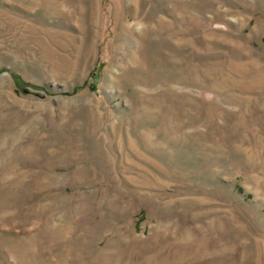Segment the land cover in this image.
<instances>
[{"label": "rangeland", "instance_id": "1", "mask_svg": "<svg viewBox=\"0 0 264 264\" xmlns=\"http://www.w3.org/2000/svg\"><path fill=\"white\" fill-rule=\"evenodd\" d=\"M0 264H264V0H0Z\"/></svg>", "mask_w": 264, "mask_h": 264}, {"label": "trees", "instance_id": "2", "mask_svg": "<svg viewBox=\"0 0 264 264\" xmlns=\"http://www.w3.org/2000/svg\"><path fill=\"white\" fill-rule=\"evenodd\" d=\"M16 75V74H15ZM15 78H16V76H15Z\"/></svg>", "mask_w": 264, "mask_h": 264}]
</instances>
